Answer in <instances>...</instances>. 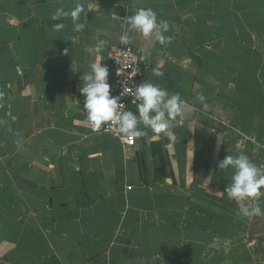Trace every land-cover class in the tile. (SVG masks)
I'll list each match as a JSON object with an SVG mask.
<instances>
[{"label": "crops", "instance_id": "crops-1", "mask_svg": "<svg viewBox=\"0 0 264 264\" xmlns=\"http://www.w3.org/2000/svg\"><path fill=\"white\" fill-rule=\"evenodd\" d=\"M76 2L0 0V264H264V216L239 214L251 201L229 200L218 168L240 151L264 167V0H79L82 32L50 19ZM140 7L170 43L128 30ZM125 47L186 102L134 145L93 132L79 91L96 55L113 89Z\"/></svg>", "mask_w": 264, "mask_h": 264}, {"label": "clouds", "instance_id": "clouds-1", "mask_svg": "<svg viewBox=\"0 0 264 264\" xmlns=\"http://www.w3.org/2000/svg\"><path fill=\"white\" fill-rule=\"evenodd\" d=\"M84 11V5L77 0L70 10L66 11L63 6L58 7L50 19L61 21L71 17L73 31L82 32L86 28V25L80 22ZM126 24L129 31H135L145 38L154 36L161 45L171 42V37L166 35L170 31L169 22L158 19V13L151 7L138 8L134 14L127 17ZM64 27L63 22L51 26L53 31L57 32L62 31ZM121 41L127 44L128 36H122ZM95 51L100 53L101 46H97ZM103 60L102 55H96L94 62L89 64L87 71L83 73L81 77L83 86L79 89L84 97L83 108L87 113L86 120L91 125L92 131L99 132L102 127L107 131V126L111 123L121 139L131 141L133 138L145 135L140 127L142 124L145 129H151L157 134H170L172 121L182 115L186 104L180 94L170 93L160 84L153 83L151 79L143 80L134 89L132 103L136 105V112L122 110V94H112L109 68L102 64ZM119 72L118 69L117 75ZM152 75L163 77L164 72L157 66L152 69ZM196 98L207 107L206 97L202 93L197 94ZM218 168L221 171L231 170L230 182L224 188L228 199L238 203L251 201L240 206L239 214L246 218L264 216L259 199L264 190V167L257 166L243 151H240L235 155L225 156L218 162ZM211 180L212 176H209L204 182L210 184Z\"/></svg>", "mask_w": 264, "mask_h": 264}, {"label": "built area", "instance_id": "built-area-1", "mask_svg": "<svg viewBox=\"0 0 264 264\" xmlns=\"http://www.w3.org/2000/svg\"><path fill=\"white\" fill-rule=\"evenodd\" d=\"M112 70L114 72L113 95L122 94L121 105L122 110H127L129 106H134L132 103L134 99L135 86L143 81L146 69L145 63L140 59L138 52L131 48H115L111 49L109 53ZM120 70L117 75V70ZM103 131L115 138H120L115 130V126L111 123L107 126V131ZM127 145H134L135 138L131 141L124 139Z\"/></svg>", "mask_w": 264, "mask_h": 264}]
</instances>
